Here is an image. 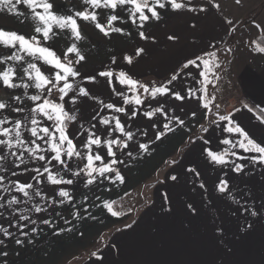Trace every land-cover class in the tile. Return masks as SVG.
<instances>
[{
	"label": "crops",
	"instance_id": "obj_1",
	"mask_svg": "<svg viewBox=\"0 0 264 264\" xmlns=\"http://www.w3.org/2000/svg\"><path fill=\"white\" fill-rule=\"evenodd\" d=\"M50 2L54 5L53 11L57 16L72 15L85 8L92 10L83 0ZM179 2L186 7L178 11H173L170 5H166L164 9L157 8L160 18H150L142 28L139 20L133 24L129 19V12L126 10L128 5L123 8L118 6L114 14L120 19L113 23V27H119L123 32H110L107 36L92 22L76 18L82 35L77 46L86 59L73 65L79 75L75 80L70 78L75 91L70 92L64 101L65 110L77 115V120L68 124L69 138L82 153L87 152L83 148L88 138L87 130H91L102 140H125L119 132H113L109 136L106 130L108 126L99 122L100 117H118L125 126V131L133 133V139L127 141V148L113 146L114 158L122 163L112 167L120 174L125 170L121 174L124 179L122 183L115 180V172H111L106 173L111 179L97 177L92 184L86 185L88 177L85 174H71L83 168L86 160L73 157L68 161L71 171H60L61 166L55 161L51 166L54 173L59 172L58 178L72 179L73 184L52 185L47 182L45 175L43 182L36 185L32 179L35 175L32 169L40 167L44 162L31 161L26 156L25 171V165L14 168L11 163L14 158L9 157L4 164L7 171H0V175L5 177L4 185L12 187L8 182L17 180L32 183L39 188L44 199L34 196L32 201H27L21 193L4 192L0 188V204H5V207L0 208V227L12 233L9 237L0 233V264H73L80 256L82 258L78 264H264V163H254L251 159L258 153L232 148L231 151L243 159L232 156L228 159L245 166L244 172L237 174L232 171L233 163H211L204 152L205 148L214 152L230 148V145L221 143L225 138L232 141L239 139L238 134L223 130L226 121H218V115L228 113H233L235 123L255 141L264 145V124L256 119V115L264 116L259 111V107H264V53L254 51L257 44L264 47V0ZM189 8L195 10L189 11ZM201 8L204 11H200ZM16 11L19 14L9 13L7 8L0 9V28L17 32L26 38L37 35L33 31L29 8L20 3L16 5ZM96 12L97 21L101 24H106L107 16L113 14L111 9L103 8L96 9ZM146 14L151 15L147 11ZM54 31L57 32L56 36L47 42L42 38L41 41L43 46L51 48L62 58L66 48L73 42L69 39L71 32H61L55 26ZM141 31L147 39H141ZM170 36L175 39H169ZM137 49H143L139 56L136 55ZM11 51L0 46V53ZM207 52H215L216 58L221 56L224 62L221 73L228 85L225 90L229 89L236 97L219 112L203 108L199 99L214 98L217 101L220 95H217L216 86L213 84L210 88L209 84L207 88L204 87L207 83H201L200 69L192 66L183 68L187 60L197 56L202 60H213L204 55ZM125 56L132 58L131 64L127 63ZM69 58L75 60L73 54H69ZM29 61L31 57L25 56L24 61L19 63L9 61L0 65L4 68L13 66L16 69V79L13 82L21 85L9 89L0 83V100L10 105L8 109L0 111V118L9 117L13 121L21 119L23 122L24 117L30 116L29 110L33 102L28 96L37 94V90L22 86L24 82L31 83L23 77L22 71ZM36 62L40 64L39 61ZM41 70L49 75L55 71L43 64ZM109 70L114 73L111 84L108 78L99 75L100 72ZM121 71L141 82H163L171 92L157 95L155 99L147 96L141 105H125L121 96L116 93L129 97L134 95L127 85L120 84L116 79V74ZM176 73H179L178 78L167 84ZM79 87H84L89 96H78ZM205 88L209 93L207 97ZM190 89L196 93L195 97L190 95ZM172 92H178L185 98L177 100ZM54 95L58 98V93ZM17 96L20 100L15 99ZM73 97H76L75 103H72ZM97 101L124 107L125 112H113L103 108ZM245 104L253 108L255 115L244 107ZM13 107L23 108L25 111L15 112L12 111ZM157 107H162L163 111L156 113L151 119L144 116L145 112ZM133 111L137 113L135 116H132ZM174 117L182 120L183 124H178L172 119ZM38 119L41 126L51 128V121L42 117ZM169 119H172L169 127L173 130L157 140L156 134L165 131L164 124ZM111 126L114 128V122ZM4 127L11 125L6 124ZM28 127H31L30 122ZM203 128L208 131L204 132ZM23 135L28 141L34 139L26 131ZM164 137V150L160 147L152 150L151 147ZM172 141L174 145L171 152H168L165 148ZM37 143L46 147L42 141ZM140 144L148 145L147 151L141 150ZM92 151L100 153L105 163L113 159L107 155L104 147L93 146ZM129 153L132 155L129 156ZM161 155L164 157L153 170L154 160ZM64 159L67 160V157ZM190 168L195 171L189 172ZM172 169L174 171L167 177L165 173ZM129 170L132 173L129 174ZM134 170H143V178L132 188H127L125 186L130 183L129 176L136 177ZM158 170L162 174L159 184L152 187L146 200L140 194L141 203L136 205L135 191L141 187L147 189V183ZM13 171L16 172L15 176L11 174ZM126 172L129 176H126ZM172 176L176 179L172 180ZM221 179L229 183L226 193L217 191L216 186ZM201 183L205 185L204 188H200ZM158 185L161 186L159 192ZM61 189L68 191L71 197V200H65L63 204L59 203L64 199L58 195ZM229 193L232 198H229ZM12 196H16L21 203L9 208L6 201ZM124 198L129 201L130 208L124 215L113 216L104 207L106 201L111 203ZM37 204L45 210L40 213L32 210ZM189 204L195 212L189 209ZM253 210L257 212L255 217L250 214ZM21 214L29 219L20 220ZM125 216H128V220L122 223ZM44 220L49 223H43ZM249 224L252 228H248ZM19 225L25 227L21 229ZM33 228L36 229L35 232L32 231ZM241 228L245 232H241ZM21 231L27 235H21ZM108 232L110 234L107 240L95 247L96 241L104 238V234ZM17 239L23 243L18 245Z\"/></svg>",
	"mask_w": 264,
	"mask_h": 264
},
{
	"label": "snow or ice",
	"instance_id": "obj_2",
	"mask_svg": "<svg viewBox=\"0 0 264 264\" xmlns=\"http://www.w3.org/2000/svg\"><path fill=\"white\" fill-rule=\"evenodd\" d=\"M211 2V0H209ZM23 3L26 7L29 8L31 13V20L33 21V31L37 35H33L31 37L26 38L24 35L19 34L17 32H8L3 28H0V46H3L5 49H11L10 53H0V65H4L9 61L19 63L24 61L25 56L31 57V61L26 63V66L22 68L23 77H26L27 81H31V83L24 82L23 87L25 89L35 88L37 90V94L28 96L33 102V106L30 108V116L24 117L23 122L21 119H16L13 121L9 117L0 118V171H7L4 167L5 162H7L9 157L14 158L11 163L14 168H20L21 165H25V171H27L26 167V156L31 161H42L40 167H35L32 169L35 172V175L32 179L35 181L36 185H39L43 182V178L46 175L47 182L52 185H60V184H73L72 179H64L63 177L58 178L59 172H53L51 169L52 162L55 161L57 165H60V171H71V168L68 164V161L73 157L80 158L81 160H86L83 168H80L78 171L71 172L73 176H79L81 173L85 174L88 179L86 181V185L92 184L96 181L97 177H104L105 179H111L106 176V173L115 172V180L123 182V177L120 172L112 167V165L117 163H122V161L116 160L115 152L113 151V146H119L121 148H127L128 143L133 139V133L130 131H125V126L121 123L120 119L116 116H112L111 118L100 117L99 122L102 125L108 126L106 129L109 133V136L112 135L113 132H119L125 140L117 139H106L102 140L100 136H97L91 130L88 131V138L83 144V148L87 150L86 153H82L77 149L76 144H74L73 140L69 138L68 134V124L77 120V115L75 112L71 114L65 110L64 101L65 97L69 95L70 92L75 91L73 87V83L71 80H75V78L79 75V73L74 70L73 65L78 64L82 61H85L86 57L82 54L80 48L77 46V42L82 39L81 29L77 24V17L83 19L85 21L92 22L97 29L105 36L109 35L110 32L122 33L123 30L119 27H113V23L120 19V17L114 14L119 7L123 8L125 5L129 7L126 9L129 12V19L132 20V23L135 24L137 20L140 21V27L142 28L144 22L148 21L150 18L159 19L160 13L156 10L164 9L166 5H170L173 11H178L186 7V5L179 0H83V3L88 5L92 10L89 11L88 8H85L83 11H75L72 15L65 16H57L53 11L54 5L50 2V0H0V9L7 8L9 13L19 14L16 11V5ZM214 7H218V5H213ZM111 9V15L107 16V23L101 24L97 21V12L96 9ZM40 9V11H37ZM189 11H193L195 9H188ZM150 13L151 15H147ZM200 11H204L203 8ZM138 14V15H137ZM229 23H231L229 21ZM55 28L59 29L61 32L64 30H70L71 39L73 42L66 48L63 53V57L58 56L54 50L49 47H45L42 44L41 38L44 42L52 39L57 35V32L54 31ZM141 39H147L144 32L141 31L139 33ZM169 39H175V37L170 36ZM255 44V42H253ZM254 51L259 53H264V47H260L258 44L255 46ZM143 52V49H137L136 55L139 56ZM23 53V55H21ZM69 54H73L75 56V60L69 58ZM205 56H209L213 58V62L216 57L215 52H207L204 54ZM127 63H132V58L125 56L124 58ZM36 61H39L38 64ZM115 60L113 59V63ZM41 64L47 65L49 68L54 69L50 75L43 72L41 70ZM203 65V67H202ZM189 66L200 69L199 76L202 78L201 83H211L209 80V73L211 71L210 63L208 60H202L201 57L197 56L195 59L187 60L184 63L183 68L187 69ZM216 67H219L216 64ZM100 76L108 78L109 84L112 83V78L114 73L109 70L105 72H100ZM179 73L173 74L171 78L167 81V84H171L178 78ZM71 78V80H70ZM16 79V69L9 65L8 67H0V83L3 86L13 89L20 87L14 83L13 81ZM94 79V78H91ZM116 79L122 85H127L129 87V91L136 93L133 97H129L123 93L117 92L116 95L121 96L123 103L125 105L134 103L136 105H141L143 100L141 99V93H139L138 89H143V94H147L152 99H155L157 95H166L171 92V89L167 87V85L156 86L155 84L152 87H149L137 80L131 78L127 73L121 71L116 74ZM115 91V89L113 90ZM206 92V89H204ZM54 93H58V100L54 97ZM191 96L195 97L196 93L189 90ZM175 99L183 100L185 97L182 96L178 92L171 93ZM78 96H89V92L84 87H79V91L77 93ZM15 99L20 100V97L17 96ZM95 99V98H93ZM202 101V107L208 109L210 111V104L212 101L210 99H205L204 97L199 98ZM76 102V97L72 98V103ZM100 103L103 108L112 110L116 113H124V107H118L113 103H104L103 101H97ZM10 105L3 100H0V111H4L8 109ZM245 108L249 112H253V108L249 107L247 104L244 105ZM259 107V106H257ZM12 111L15 112H23L25 111L23 108L13 107ZM162 107H157L153 111H148L144 113V116L151 119L153 115L156 113L162 112ZM239 111V109H236ZM259 111L264 113V107H259ZM137 113L135 111L132 112V116H135ZM195 115V113H193ZM99 117V113H97ZM233 113H228L227 115H218V121H226V125L224 126V131L230 134H238L239 139L236 141H232L230 139H223L221 141L224 145H230V148H226L220 152H214L210 148H205L204 152L206 156L209 158L211 163L217 165H226L229 163H233L228 159L229 156L235 157L236 159H243V157L239 156L236 152L231 151L232 148H239L244 152H255L259 155L251 157L254 163H264V145H261L257 141H255L240 125L236 124L232 119ZM38 117H42L47 121H51V128L47 126H41V121ZM97 117H93L96 119ZM175 119L178 124H183V121L179 118ZM172 119H169L168 123L164 124V132H158L156 134V139L159 140L162 136L166 134V132H170L173 129L169 127ZM256 119L264 124V116L256 115ZM30 122L31 127H28V123ZM114 122V128L111 126ZM217 123V121H214ZM11 125V127H4V125ZM95 128V125H92ZM204 132H207V128L202 129ZM26 131L30 133V136L34 139L30 141L26 140L23 132ZM42 133V135H41ZM37 141H42L46 147H42L41 144L37 143ZM205 143H210L209 141H205ZM93 146L97 148L104 147L107 149V155L109 157H113L108 163L104 162V157L100 153H94L92 151ZM140 149L143 151H147L148 145L140 144ZM42 153H51L50 156H46ZM26 154V155H25ZM132 153H129L131 156ZM67 157V160L64 159ZM97 162H99V166H97ZM244 165L239 163H233L232 171L241 174L244 172ZM189 172H194L195 169H188ZM13 176L16 175V172L13 171L11 173ZM197 175H199L197 173ZM172 180H175L176 177L172 176ZM5 177L0 175V188L3 189L4 192L15 191L21 193L23 197L27 198V201H32L33 197H40L44 199L39 188H36L32 183H21L20 181H9L8 183L12 185V187H6L4 185ZM205 185L203 183L200 184V188H204ZM217 191L219 193H226L229 190V183L225 179H221L216 186ZM31 190V191H30ZM58 195L64 199L60 200L59 203L63 204L65 200H71L69 192L61 189L58 192ZM229 198L231 194L229 193ZM26 201V202H27ZM21 201L16 197L12 196L9 200L6 201L7 207L11 208L12 205L20 204ZM52 203H56V201H52ZM115 202H104V207L110 212L113 216H119L120 213L113 210V204ZM5 207V204H0V208ZM189 209L195 212V209L191 204L188 205ZM36 213H40L45 209L40 207L38 204L34 206L32 209ZM18 212L19 210H14ZM250 214L255 217L257 216L256 211H251ZM76 214L74 213V216ZM20 220H28L29 217L25 215H19ZM35 223V221H32ZM43 223L48 224L49 221L44 220ZM16 226V225H13ZM21 229L25 227V225H19ZM248 228H252V225L249 224ZM33 232L36 231L35 228L32 229ZM241 232H245L244 228L240 229ZM0 233H3L5 237H9L12 235L6 228L0 227ZM21 235H27L21 231ZM2 243V241H0ZM16 243L22 244L23 241L20 239L16 240ZM29 243L31 241L29 240ZM6 255V253H4ZM96 256V253L92 254ZM99 258V257H97Z\"/></svg>",
	"mask_w": 264,
	"mask_h": 264
},
{
	"label": "rangeland",
	"instance_id": "obj_3",
	"mask_svg": "<svg viewBox=\"0 0 264 264\" xmlns=\"http://www.w3.org/2000/svg\"><path fill=\"white\" fill-rule=\"evenodd\" d=\"M221 56L219 55L218 56V58H216L215 57V60H214V62H213V60H212V64H214V67H216V64H218L219 65V67H216L217 68V70L216 71H214V73H213V79L211 80L212 82V84L211 83H209L210 84V88H211V86L213 85V82H214V84H215V81H214V79H215V77H216V82H217V79L220 77V75L222 74L221 73V71L223 70V61H222V59L220 58ZM215 74V75H214ZM225 81H227V80H225V77H224V80L221 82V86L220 85H218V88L216 89V91H217V95L219 96L220 95V97H217V101L219 102V103H221L218 107H221V108H224L225 106H227V105H230L231 104V102L236 98L233 94H232V92L229 90V89H227V90H225L226 89V87L228 88V85L226 84V82ZM166 142V137H164V138H162L161 139V141L160 142H158V143H156V144H154V146L153 147H151L152 148V150H155V148H159L160 147V149H162V150H164V148H163V146H164V143ZM173 145H174V142L172 141V142H170V143H168V145H167V147L165 148V150L166 151H168V152H171V150H172V147H173ZM166 146V145H165ZM162 147V148H161ZM164 157V155H161L160 156V158H157L156 160H154V161H156L155 163H154V168H153V170H155V167L158 165V163L157 162H159V161H161L162 160V158ZM175 169V168H174ZM135 171V173H136V177H134V176H132V175H130L129 176V174L130 173H132V171L131 170H129V174H128V172H126L127 173V175L126 176H129V177H131V178H129V180H130V183L128 184V185H126L125 187H129V188H132L133 187V185L135 184V183H137V182H139V179H141V178H143V170H134ZM172 171H174L173 169L172 170H168V172H167V174L165 173V175H167V177L169 176V174L172 172ZM149 172V171H148ZM154 171H152V173H153ZM164 172V171H163ZM123 173H125V170H123V171H121V174H123ZM151 173V172H150ZM152 173L150 174L151 176H152ZM154 174V173H153ZM164 175V176H165ZM135 179V180H133V179ZM162 178V174H161V172H160V170H158V171H156V173H155V175L152 177V179H150L149 180V182L147 183V189L146 188H143V187H141V188H138L136 191H135V193H136V195H137V197L135 198V200H134V203L137 205V204H139V203H141V200H142V198L140 197V194H143L144 195V198H145V200H146V198H148L149 197V195L151 194V192H152V187L155 185V184H159V182H160V179ZM132 179V180H131ZM145 186V185H144ZM159 187H158V190H157V192H159V190H161L160 189V185H158ZM144 190V191H143ZM153 191H154V189H153ZM156 192V191H155ZM136 201V202H135ZM138 202V203H137ZM133 204V203H132ZM128 220V216H125L124 218H122V223L123 222H126ZM116 229V228H115ZM114 229V230H115ZM109 232L108 233H105L104 234V238H102V239H107L108 237H109ZM102 239H99V240H97L96 241V243H95V247H99L101 244H102ZM81 256L77 259V260H75L74 262H73V264H78L79 262H80V260H81Z\"/></svg>",
	"mask_w": 264,
	"mask_h": 264
},
{
	"label": "trees",
	"instance_id": "obj_4",
	"mask_svg": "<svg viewBox=\"0 0 264 264\" xmlns=\"http://www.w3.org/2000/svg\"><path fill=\"white\" fill-rule=\"evenodd\" d=\"M209 57V56H208ZM204 60H208L209 63H210V67H211V71L209 73V80H212L214 77H213V73L214 71L217 70L216 67H214V64H212V60H210L209 58L208 59H204ZM215 75V74H214ZM224 80V77L222 76V74L220 75V77L217 79V82H213V84L216 86V89L218 88V85L221 84V82ZM138 81V80H137ZM214 81H216V77L214 79ZM141 82V81H139ZM141 83L149 86V87H152L153 84H155L156 86H160L162 84H165L163 82H153V81H142ZM209 83L206 84V86L204 87H208ZM221 86V85H220ZM205 88V89H206ZM139 93H141V99L144 100V98H146L148 95L147 94H143V89H138L137 90ZM207 91V90H206ZM136 93H133V95H135ZM209 95V93L206 92V97ZM54 97L58 100V98L54 95ZM209 99V98H207ZM212 103L210 104V108L212 110H214L215 112H219V110L221 109V107H218L217 106V103L215 101L214 98L211 99ZM113 209L116 211V212H119L120 215H124V213H128V211L130 210L129 208V201L127 200V198H124V199H118L115 201V203L113 204ZM107 239H102V242L106 241Z\"/></svg>",
	"mask_w": 264,
	"mask_h": 264
},
{
	"label": "built area",
	"instance_id": "obj_5",
	"mask_svg": "<svg viewBox=\"0 0 264 264\" xmlns=\"http://www.w3.org/2000/svg\"><path fill=\"white\" fill-rule=\"evenodd\" d=\"M236 99V98H235ZM216 103H217V106H219L221 103H219L218 101H216Z\"/></svg>",
	"mask_w": 264,
	"mask_h": 264
}]
</instances>
